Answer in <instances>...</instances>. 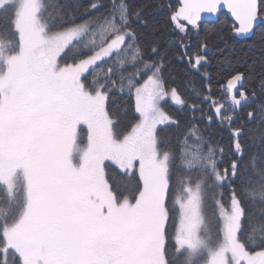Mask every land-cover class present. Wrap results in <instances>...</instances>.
<instances>
[{
    "label": "snow or ice",
    "instance_id": "snow-or-ice-1",
    "mask_svg": "<svg viewBox=\"0 0 264 264\" xmlns=\"http://www.w3.org/2000/svg\"><path fill=\"white\" fill-rule=\"evenodd\" d=\"M224 9L228 33L264 29V0H74L56 17L0 0V264H180L201 247L203 264H264V53L228 62L216 99L199 37ZM166 31L198 102L168 74Z\"/></svg>",
    "mask_w": 264,
    "mask_h": 264
},
{
    "label": "trees",
    "instance_id": "trees-1",
    "mask_svg": "<svg viewBox=\"0 0 264 264\" xmlns=\"http://www.w3.org/2000/svg\"><path fill=\"white\" fill-rule=\"evenodd\" d=\"M153 4H164L168 0H150ZM175 2V0H173ZM74 0H49V12L53 17H56L60 12L67 13L71 10ZM160 10H153L150 12V17L158 14ZM231 21L226 13H221L217 21H208L203 23L204 31L201 33L199 39L205 41L208 45L207 57L209 65L207 71L210 73L212 78V91L217 93L216 99H222V85L218 87V84L223 79L222 74L229 69V63L231 67H241L244 62L251 63L252 61H259L264 53V29L258 28L254 36L246 39H239L234 34L228 33V29L231 26ZM224 33V35H220ZM175 38L171 36L170 31H166L162 36V47L164 54L168 59V74L176 84H181L186 94V99L189 102L197 101L198 97L195 95L186 84H182V78L186 75V70L183 62L178 59L177 49L173 43ZM258 66V65H257ZM195 86L200 89V79L195 78ZM124 101L120 96H116L111 104L113 111L119 113L122 111ZM167 111L176 115L175 108L172 104L167 105ZM209 109L205 108L204 115L207 116ZM190 113H183L182 118L187 119ZM215 119V118H214ZM128 121H124V127L127 126ZM201 126L204 127L203 121L201 120ZM207 132H210L215 137L222 138L225 143L228 142V133L221 129L220 126H211L206 128ZM163 137L169 140L173 139L176 135L175 129L167 128L161 132ZM108 173L112 181H114L121 189L125 186L129 190L134 189L138 181L135 177H124L118 173V171L109 167ZM171 233V228L169 229ZM180 264H187L186 255H184L180 261Z\"/></svg>",
    "mask_w": 264,
    "mask_h": 264
},
{
    "label": "rangeland",
    "instance_id": "rangeland-1",
    "mask_svg": "<svg viewBox=\"0 0 264 264\" xmlns=\"http://www.w3.org/2000/svg\"><path fill=\"white\" fill-rule=\"evenodd\" d=\"M206 207L210 209V205H207ZM215 227L216 225H215L214 217L209 215L207 221L205 222L204 229H203L205 237L214 240L215 239ZM206 251L207 249L204 247H201L195 253H188L187 250H185L187 264H203Z\"/></svg>",
    "mask_w": 264,
    "mask_h": 264
},
{
    "label": "water",
    "instance_id": "water-1",
    "mask_svg": "<svg viewBox=\"0 0 264 264\" xmlns=\"http://www.w3.org/2000/svg\"><path fill=\"white\" fill-rule=\"evenodd\" d=\"M223 12L227 14V16L229 17L230 20H232L230 14L227 12L226 9H224L221 12L216 13V14H204L202 23L208 22V21H217L218 18H219V16H220V14L223 13ZM235 37H237V36H235ZM237 38H239V39H246L244 37H237Z\"/></svg>",
    "mask_w": 264,
    "mask_h": 264
}]
</instances>
